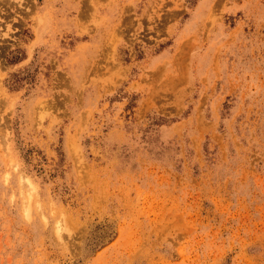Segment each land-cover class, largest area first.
<instances>
[{"label":"rangeland","instance_id":"obj_1","mask_svg":"<svg viewBox=\"0 0 264 264\" xmlns=\"http://www.w3.org/2000/svg\"><path fill=\"white\" fill-rule=\"evenodd\" d=\"M0 264H264V0H0Z\"/></svg>","mask_w":264,"mask_h":264},{"label":"bare ground","instance_id":"obj_2","mask_svg":"<svg viewBox=\"0 0 264 264\" xmlns=\"http://www.w3.org/2000/svg\"><path fill=\"white\" fill-rule=\"evenodd\" d=\"M20 180H21V193L23 195L24 201V208H29V205L31 203L32 200V195H33V185L32 183L28 180L27 176L21 175L20 176Z\"/></svg>","mask_w":264,"mask_h":264}]
</instances>
